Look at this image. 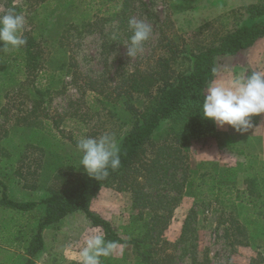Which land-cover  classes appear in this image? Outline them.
Returning <instances> with one entry per match:
<instances>
[{"label": "rangeland", "instance_id": "obj_1", "mask_svg": "<svg viewBox=\"0 0 264 264\" xmlns=\"http://www.w3.org/2000/svg\"><path fill=\"white\" fill-rule=\"evenodd\" d=\"M141 1H134L129 19L143 20L152 26V32L142 50L129 57L126 46L132 33L128 23L120 26L113 16L120 0H45L37 8L28 6V0H0V14L12 9L24 15V32L34 29L45 45L33 67L24 63L19 49L0 50V180L9 198L38 200L52 187H61L65 180L82 174V154L77 148L81 137L107 132L119 145L131 126L129 115L123 113L124 97L119 98L120 94L129 96L131 75L140 77L165 60L170 70L185 69L188 55L217 44L224 34L245 22L246 7L260 0ZM248 68L264 73V38L236 57L217 58L212 82L244 77ZM131 102L141 109L144 95L134 92ZM251 122L253 127L246 132L217 126L228 135L223 141L243 147V155L228 158L225 151L215 157L212 138L188 146V164L205 163L204 171L216 179L225 178L227 183L215 194L220 202L213 201L205 187L195 197L189 169L177 171V180L186 178L189 185L183 187L163 229L157 246L160 264H264V216L251 204L236 199L237 195L246 197V165L264 161L260 155L264 118L258 115L257 122ZM163 144L172 147L173 141L167 139ZM227 184L232 186L230 192ZM90 208L123 238H129L128 226L137 215L129 190L102 187ZM191 209L194 214L182 240L183 222ZM39 213L34 210L19 216L0 206V261L20 264L24 241ZM17 228L20 247L6 246ZM94 233L103 231L92 226L82 212L66 216L56 228L44 230L46 249L35 264H78L84 240ZM101 264L140 263L131 245L115 244Z\"/></svg>", "mask_w": 264, "mask_h": 264}, {"label": "trees", "instance_id": "obj_2", "mask_svg": "<svg viewBox=\"0 0 264 264\" xmlns=\"http://www.w3.org/2000/svg\"><path fill=\"white\" fill-rule=\"evenodd\" d=\"M28 1V6L37 8L45 0ZM134 1L120 0L119 7H115L113 16L120 26L128 23ZM245 10L247 19L244 23L224 34L217 44L188 55L189 64L185 69L170 70L165 60L159 61L155 68L140 77L131 75L127 89L129 96L119 95V98L124 97L123 113L129 115L131 126L118 145L120 167L115 171L109 169L105 179L95 180L84 171L72 180H65L61 187H52L40 199L30 201L9 198L5 184L0 180V206L19 216L40 210L24 241V256L20 264H35L46 249L44 230L56 228L66 216L78 211L90 220L92 226L102 229L107 241L131 245L140 264H160L157 246L161 242L163 229L170 221L183 187L189 185L186 178L177 180L175 175L179 169H189L192 176L189 180L195 187L192 196L197 197L205 187L207 194L213 196V201L220 202L215 194L222 190L227 180L223 177L216 179V175L204 171L205 163L198 166L188 164L185 151L192 142L208 138L214 139L218 146L226 144L222 138L228 135L219 131L212 121L202 118L198 110L208 85L215 78L216 59L234 56L264 37V0L248 5ZM24 36L27 44L19 48L24 63L31 67L37 66L45 45H42L41 37L35 36L34 29L24 32ZM252 72L254 70L248 68L244 77ZM37 92L41 94L40 90ZM134 92L144 95L145 102L141 109L134 107L131 102ZM257 118H251L253 123L257 122ZM167 139H171L175 146L163 144ZM157 143L160 145L155 147ZM245 169L246 197L237 195L236 199L251 204L256 212L264 216V161H256V164L251 161ZM102 187L131 192L132 206L137 210V215L128 226L126 234L129 238H123L108 220L91 210V200ZM226 188L230 192L232 186L227 184ZM171 191L176 194H170ZM227 200L234 202L230 198ZM193 214L194 210L191 209L183 222L182 240ZM15 231L10 245L6 246L20 247V229ZM0 264L5 263L0 261Z\"/></svg>", "mask_w": 264, "mask_h": 264}, {"label": "clouds", "instance_id": "obj_3", "mask_svg": "<svg viewBox=\"0 0 264 264\" xmlns=\"http://www.w3.org/2000/svg\"><path fill=\"white\" fill-rule=\"evenodd\" d=\"M25 23V16L12 9L0 14V50L19 49L27 44ZM128 26L132 35L126 50L129 57H134L149 39L152 26L135 18L129 19ZM198 111L218 127L227 125L237 132H246L253 127L251 118L264 114V73L254 71L247 77L210 83ZM77 148L82 154L80 166L95 180L105 179L109 169L120 167L119 147L111 133L81 137ZM114 248L115 243L107 241L102 233L91 234L78 252V264H101V258L111 255Z\"/></svg>", "mask_w": 264, "mask_h": 264}, {"label": "crops", "instance_id": "obj_4", "mask_svg": "<svg viewBox=\"0 0 264 264\" xmlns=\"http://www.w3.org/2000/svg\"><path fill=\"white\" fill-rule=\"evenodd\" d=\"M264 37H262V38H260V39H258L255 43H254V45L257 43V42H259V40H261V39H263ZM253 45V46H254ZM253 46H251V47H249V48H247V49H244V50H241V51H239L237 54H239L240 52H243V51H247V50H249V49H251ZM237 54L236 55H234V56H227V57H236L237 56ZM254 71H257V70H255L254 68H252ZM262 116V118H264V115L263 114H260V117ZM255 138V137H254ZM261 138V137H260ZM263 140V147H262V153L263 154H260V155H262L263 157H264V137L262 138ZM243 147H234L233 146V144H231V145H228V144H225V146H223V147H221V146H218L217 144H216V147H214V149H213V153H214V155H215V157H217L218 155H220V156H222V154L220 153V152H227V153H225V154H229V156L231 155V156H233V155H236V154H241V155H243ZM244 155L246 156V157H248L249 158V156L250 155H248L247 153H244ZM259 155V156H260ZM228 156V158H232L231 156L229 157ZM213 159V158H212ZM202 160V162L203 161H205V159H201ZM214 160V159H213ZM194 166V165H193Z\"/></svg>", "mask_w": 264, "mask_h": 264}]
</instances>
